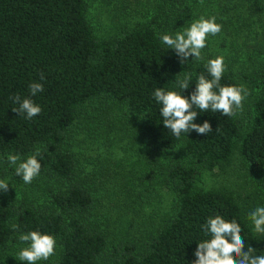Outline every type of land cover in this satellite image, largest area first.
<instances>
[{
  "label": "trees",
  "instance_id": "trees-1",
  "mask_svg": "<svg viewBox=\"0 0 264 264\" xmlns=\"http://www.w3.org/2000/svg\"><path fill=\"white\" fill-rule=\"evenodd\" d=\"M260 1L264 2L165 0L160 14L151 20L122 28L114 39L100 40L89 19L88 0H0V157L7 159L12 154L23 160L39 149L41 164L30 184L15 175V166L6 170L24 185V193L18 205L0 200V264H4V253L20 243L19 235L31 231L55 238L54 264H192L197 243L207 239L201 225L216 215L236 220L245 247L252 246L255 255H264V235L254 233L246 207L232 194L207 190L196 182L199 169L225 165L235 152L264 179V53L259 55L263 60L260 70L249 73L252 65L248 70L239 66V54L247 53L240 38L242 42L249 35L259 38L264 50V32L255 29L256 23L244 25L240 14L258 12L264 22V10L253 4ZM216 9L235 11L243 28L234 30L231 44L222 35L207 40L202 59L190 57L182 65L159 35L182 30L188 19H194L190 17L193 12L212 15ZM217 56L224 58L221 85L258 89L252 119L243 128L240 109L230 117L196 109L195 123L202 125L207 120L213 131L206 135L193 131L176 138L163 126L153 92L163 88L182 93L175 78L191 73L190 88L182 93L190 97L200 73L211 79L204 65ZM31 83L42 84L44 90L32 96ZM15 96L33 100L41 113L31 120L26 114L14 113L12 109L19 104L10 97ZM93 100L120 107L136 131L135 138L144 145L142 149L150 150L153 158L179 148L187 158L173 160L166 168L165 181L175 197L169 215L142 247L130 245L122 251L114 247L112 256L107 252V235L89 224L93 194L79 180L78 165L65 147L68 132ZM14 224L19 226L16 231Z\"/></svg>",
  "mask_w": 264,
  "mask_h": 264
},
{
  "label": "rangeland",
  "instance_id": "rangeland-1",
  "mask_svg": "<svg viewBox=\"0 0 264 264\" xmlns=\"http://www.w3.org/2000/svg\"><path fill=\"white\" fill-rule=\"evenodd\" d=\"M88 1L89 19L100 40L114 39L119 36L122 28H132L142 21L151 20L154 15L160 14L159 7L165 3V0ZM253 4L259 5V10H264L263 1ZM213 12L212 15L193 12L190 17H194L193 20L201 16L216 17L222 30L207 40L222 35L231 44L235 38L232 35L234 30L237 27L243 28L237 14L235 11L226 13L218 9ZM240 14L244 25L247 22L252 25L256 23L255 29L260 28V32H264V22L258 12ZM191 20L188 19L186 23ZM239 40L247 52L243 57L239 54V66L248 70L252 65L249 73L254 69L260 70V62L263 60L259 55L264 50L260 49L259 38L255 40L249 35L245 36L243 42L241 38ZM251 86L245 88L247 95L239 112L243 128L252 119V102L258 93V89ZM135 136L136 131L120 107L110 101L93 100L84 108L81 117L68 132L65 142L66 150L73 154L75 164L78 165L79 180L93 194L94 204L89 224L107 235L109 256H112L114 247L120 251L130 245L142 247L158 224L169 215L175 197L169 183L165 181L166 168L173 160H187L181 148L153 158L152 152H145L140 138ZM12 167L7 159L0 157V180L9 183L7 192L0 191V200L18 205L24 193V185L6 173ZM196 182L201 188L232 194L240 205L246 207V216L257 206H264V179L248 167L238 152L225 165L212 170L199 169ZM18 246L24 245H13L4 253V264H23L15 259ZM57 251L56 245L54 255L37 264H54Z\"/></svg>",
  "mask_w": 264,
  "mask_h": 264
},
{
  "label": "clouds",
  "instance_id": "clouds-1",
  "mask_svg": "<svg viewBox=\"0 0 264 264\" xmlns=\"http://www.w3.org/2000/svg\"><path fill=\"white\" fill-rule=\"evenodd\" d=\"M202 2V0H201ZM177 30L174 35H159L161 42L169 49L174 50L183 65L193 57V61L202 59V49L207 46L209 36H216L222 30V25L216 22V17L205 18L190 21L184 27ZM211 79L203 73L197 76L195 89L190 97L182 93L188 90L189 81L193 74H179L174 83L182 90H165L157 88L153 92V98L160 105V115L162 124L170 130V133L176 138L182 135L196 132L199 135H206L213 131L211 124L206 120L203 124L195 123L201 112L220 113L225 117L234 116L236 110L242 108L243 100L247 95V90L243 86L221 85V79L225 71L224 58L217 56L209 59L204 65ZM41 74V79H43ZM43 85L40 83H31L29 92L35 96L42 92ZM14 103H18V108H13L14 113L19 116L26 114L31 120L38 116L42 109L36 105L33 100L19 96L10 97ZM195 109V110H194ZM219 131V127L216 129ZM39 149L36 154L21 159L19 155L9 154L7 161L11 166H15V175L20 177L25 184H30L33 179L39 175L41 164L37 159ZM9 183L0 180V191L7 192ZM247 219L253 226L256 234L264 235V206H257L248 213ZM14 231L18 230V225H12ZM204 235L207 239L197 243L193 253L195 259L192 264H264V255H255L256 248L245 247V241L241 235L242 229L236 220L226 221L223 216L216 215L208 217L206 223L201 225ZM18 240L23 247H19L15 259L23 264H37L39 261H47L54 255L56 240L53 236L42 234L38 231H31L19 235Z\"/></svg>",
  "mask_w": 264,
  "mask_h": 264
}]
</instances>
